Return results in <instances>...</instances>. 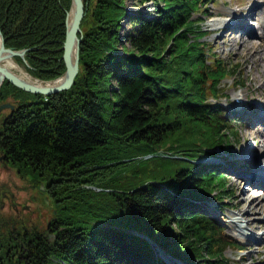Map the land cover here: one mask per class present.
<instances>
[{
    "label": "trees",
    "instance_id": "1",
    "mask_svg": "<svg viewBox=\"0 0 264 264\" xmlns=\"http://www.w3.org/2000/svg\"><path fill=\"white\" fill-rule=\"evenodd\" d=\"M161 1L148 17L126 0H91L70 89L46 96L5 82L0 103L20 102L0 114V149L56 213L45 230L4 222L0 264H169L157 246L185 264H227L230 242L200 204L226 200L225 176L195 161L236 140L235 119L209 100L236 71L201 40L213 0ZM71 3L0 0L6 45L27 48L33 76L65 72Z\"/></svg>",
    "mask_w": 264,
    "mask_h": 264
},
{
    "label": "rangeland",
    "instance_id": "2",
    "mask_svg": "<svg viewBox=\"0 0 264 264\" xmlns=\"http://www.w3.org/2000/svg\"><path fill=\"white\" fill-rule=\"evenodd\" d=\"M90 2L91 0H84V17L87 14V7H90ZM250 3L259 4V8L254 16L245 21L244 19H241L243 18L242 13L244 14L245 9L243 12L239 11V9L248 7ZM125 5L128 13H133V15H138V13L141 12L145 16L156 17L158 15L157 9L159 6L163 5V2L161 0H146L143 2L139 0H126ZM230 10H232V12H238L230 15ZM205 13L206 14L204 16L209 18L205 21V26L207 27L208 32L204 39L209 43V47L217 55V57L222 59L224 62H229V64H231L236 71V73L232 74V76L230 75L228 78L222 79L220 84L221 90L219 92L223 113L231 114L237 117L239 116L244 120L243 123L237 124V137L233 144V152L237 157L245 155L256 156L259 152H261L262 148H264V136L256 135L254 129L255 127H258L262 131L264 130V50L259 51L261 55L256 53V58H250L252 53L245 54L243 45L240 41L241 31L239 30L240 26L238 25L244 24L249 28L256 30V34L248 33L245 35V38L251 39L254 42L263 39L264 36L261 37V35L264 33V26L261 25L259 14H264V4L259 0L252 2L249 0H214L208 3ZM215 18L222 20L232 18L236 20V25L232 26L234 28L231 30L226 28L228 25L227 23L225 25L223 24V27L213 28L211 21ZM130 20L131 19L126 18V20L123 21L124 27L122 26L123 28L121 29L124 32L123 36L131 29ZM259 33L261 35H259ZM122 40L124 44L122 46V50H124L123 48L126 49L131 47L125 38H122ZM236 50H240L241 52L236 53ZM18 63L21 67L27 69V63L25 64L23 61H18ZM64 73L54 80H43L33 76L31 73L30 74L40 82H52L59 79L63 81ZM68 89L60 90L52 94H57ZM52 94L42 95L50 96ZM238 95L244 99V102L242 104L235 105V96ZM209 100L212 101L213 97H210ZM6 102L11 104L4 106L2 110H0V114L8 115L15 109V107L18 106L20 99H17L14 95H9L7 99L0 103V105H3V103ZM256 136L257 138H255ZM218 152L223 151L218 150ZM3 154L4 153L0 149V226H5L4 222L10 223L9 226H12L13 231L16 232V228H19V226H21V222L25 221L26 227L28 228L38 225L42 230H45L52 219L55 218V206L49 201L48 197H46L45 194L39 190V187L36 186L29 177L22 176L18 169L15 166H12L11 161L8 160V158L3 157ZM203 156L204 155H200V158ZM223 157L225 158V156ZM205 158H202L203 161H207ZM215 158L216 161L222 160L221 157ZM259 159L260 161L256 160V162H254V166L255 164H258L257 167H260V162L261 165H263L262 160H264V154H262ZM224 170L226 175V189L224 192H228L229 195L224 193L227 196L225 197L226 200L222 202L226 203H222L216 198H213L210 203L212 206L219 205L218 209L211 210L216 218V221L213 220V222L219 225L224 238L233 243L227 244L224 250V255L227 261L234 263L236 260L239 261V257L242 254L258 249L257 246L263 243V239L260 238L257 242L242 240L234 234L236 232L235 228H230L232 219L231 217H227L226 214L233 215L238 213L237 202H241L243 199L249 200L253 197V195H257V197L262 198V196H264V191L260 189L255 194L248 193L245 190L242 191L243 188L249 189L251 186L244 179L245 169L241 168L238 170H232L229 166ZM232 181H240L242 185L238 186L239 189L237 187V189L235 188L234 190H231V188H234L231 185ZM236 190L238 192L240 191L239 195H236ZM44 200H47V203H45ZM260 220H263V218L257 217V219H255V221ZM263 231L264 229L260 228L258 231H255L256 233L254 232V234L260 235ZM251 232L253 233V230H251ZM248 244L251 246H248ZM237 245H243L244 247L238 248ZM254 259H256V255H254ZM50 264L69 263L53 257ZM251 264L264 263H262V261L259 262L258 260H253Z\"/></svg>",
    "mask_w": 264,
    "mask_h": 264
},
{
    "label": "bare ground",
    "instance_id": "3",
    "mask_svg": "<svg viewBox=\"0 0 264 264\" xmlns=\"http://www.w3.org/2000/svg\"><path fill=\"white\" fill-rule=\"evenodd\" d=\"M249 1L252 2V1H256V0H249ZM259 1H261V3L264 4V0H259ZM258 8H259V4L250 3L248 7L239 9V11H241V12H243L245 9L244 14L242 13L243 18H241V19H244L246 21L248 18L254 16L256 14ZM230 12H231L230 15H232V13H237L238 11L232 12V10H230ZM233 16H236V15H233ZM126 18L130 19V16L123 17L122 22L125 21ZM259 18L261 19V25L264 26V14L263 13L259 14ZM226 23L228 24L226 26V28L227 29L229 28V30H231L232 28H234L232 26L236 25V20L232 19V18L224 19V20L215 18L211 21L213 28L223 27ZM121 26H123V24ZM238 26H240V29H239L241 31L240 41H241V44L243 45L244 53L245 54L252 53L250 55V58H256V53L260 54L259 51L264 50V38L261 39L260 41H257V42H254L251 39L245 38V35L248 33L249 34L250 33L256 34V30H254L253 28H249L248 26H246L244 24H240ZM81 27H82V22H81ZM66 33H67V28H66ZM257 34H258V32H257ZM206 35H207V33H206ZM259 35H261V34L259 33ZM78 36L81 37V39H80V47H81L83 36H84L83 29L81 30V32H79ZM263 36H264V33H262L261 37H263ZM204 38H202L201 40L206 41ZM65 40H66V37H65ZM4 43H5L6 47H12V46L6 45L5 37H4ZM75 47H76V45H75ZM14 49H16V48H14ZM240 52H241L240 50H236V53H240ZM63 55H64V45H63ZM74 55H75V50H74ZM25 57H26V55H25ZM21 58H23V57H21ZM3 62H4L3 63L4 67H7L8 69L12 70L16 75L20 76L22 79H24L28 82L34 83L38 86L39 85L40 86H54V85H59L62 82L61 79H59L57 81H52V82H40L39 80L35 79L30 74V72L28 71V67L30 66V64H29V61L27 58H25V59L23 58V63L26 64L28 62V64H29L27 69L21 67L15 58L4 60ZM80 69H81V65H80ZM79 72H80V70H79ZM1 77H3V74L0 75V80H2L1 85H0V91L2 90L6 81L11 82L6 76H4L3 78H1ZM12 84H14V83H12ZM15 86H17V85H15ZM20 89H22V88H20ZM23 90H25V89H23ZM25 91H27V90H25ZM27 92H30V91H27ZM33 94H40V93H33ZM238 97H240V96L239 95L235 96V102H236L235 105L243 103L242 100L237 99ZM6 103H9V102H6ZM3 104H5V103H3ZM0 110H2V109H0ZM210 111L211 110L209 109V112ZM254 129H255L256 135L264 136V130L262 131L258 127H255ZM255 138H257V136ZM263 147H264V145H263ZM1 151H2V149H1ZM2 152H4V151H2ZM211 152H213V150ZM262 154H264V148H262L261 152H259L256 156L245 155V156H241L244 160L236 159L237 166H239L242 169L247 168V170L245 171V174H244L245 175L244 179L246 182H248L251 185L249 187V189L243 188L242 191L245 190L248 193L255 194L258 190L261 189L259 187V185H261V182L263 183V181H264V173H262V171L264 172V160H262L263 165H261V162H260V167H257L258 164H255V166H254V162H256V160L260 161L259 158ZM151 155L152 154L147 155V157H149ZM3 157L7 158L5 153L3 154ZM8 160L11 161L12 166H15L14 165L15 163H13V161L11 159H8ZM232 170H237V169L232 168ZM231 185L234 187V188H231V190L232 189L234 190L235 188L237 189L238 186L242 185V183L240 181H238V182L232 181ZM42 186H44V185L42 184L41 188H43ZM44 189H45V186H44ZM44 189H42V190H44ZM238 189H239V187H238ZM239 194H240V191L239 192L237 191L236 195H239ZM45 201L47 202V200H45ZM237 205H238V210H237L238 213L233 214V215L226 214L227 217H231V219H232L230 228L231 227L235 228L236 232L234 234L237 235L238 237H240L242 240H251L254 242H257V240H259L261 238V239H263V243H261L257 246L258 249L254 250V251H249L246 254H242L239 257V261L236 260L234 263L233 262L230 263L228 261L227 264H251V262L253 260H258L259 262L262 261V263H264V231L260 235L254 234L255 231H258V229H260V228L264 229V196H262V198H259V197H257V195H253V197L250 198L249 200L243 199V201L241 200V202H237ZM257 217H262L263 220L255 221V219H257ZM250 227H251V229H250ZM251 230H253V233L251 232ZM248 246H251V245L248 244ZM155 252L158 256H162L166 260V262L169 264H178V263L180 264V262H181L180 258L175 257L171 253H167V252L164 253L160 246L156 247ZM254 255H256V259H254Z\"/></svg>",
    "mask_w": 264,
    "mask_h": 264
},
{
    "label": "water",
    "instance_id": "4",
    "mask_svg": "<svg viewBox=\"0 0 264 264\" xmlns=\"http://www.w3.org/2000/svg\"><path fill=\"white\" fill-rule=\"evenodd\" d=\"M85 4L84 0H72V6L67 13L66 25L67 33L66 40L64 42V55L63 59L66 64V71L64 73V79L59 85L54 86H38L34 83L28 82L22 79L20 76L16 75L12 70L3 66V61L8 59H13L15 56H21L26 58L27 48L24 49H14L13 47H6L4 43V35L0 29V75L6 76L12 83L18 87L25 89L33 93L41 94H52L60 90L70 88L74 82L76 75L80 70V39L79 32H81V22L85 14ZM76 45V47H75ZM75 50V56L74 54ZM27 65L28 62H27ZM1 77V78H3ZM2 80H0L1 85ZM11 103H5L0 106L2 109L6 105ZM44 189V186H42Z\"/></svg>",
    "mask_w": 264,
    "mask_h": 264
}]
</instances>
